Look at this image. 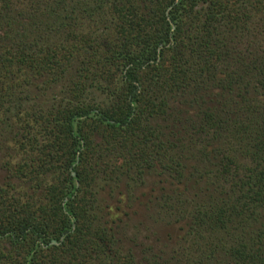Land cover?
Wrapping results in <instances>:
<instances>
[{"label":"trees","instance_id":"16d2710c","mask_svg":"<svg viewBox=\"0 0 264 264\" xmlns=\"http://www.w3.org/2000/svg\"><path fill=\"white\" fill-rule=\"evenodd\" d=\"M0 264H264V0H0Z\"/></svg>","mask_w":264,"mask_h":264},{"label":"rangeland","instance_id":"374dc122","mask_svg":"<svg viewBox=\"0 0 264 264\" xmlns=\"http://www.w3.org/2000/svg\"><path fill=\"white\" fill-rule=\"evenodd\" d=\"M149 181H147V185ZM142 190H144L145 192H147V188L145 187H140L139 192H141ZM138 192V193H139ZM138 193L136 192V196L138 195ZM135 196V198H136ZM118 197V196H117ZM119 198H122L121 196H119ZM138 201H140V199H138ZM142 201V198H141ZM111 203V208H112V216L114 217H118V216H122L123 220L126 221L127 224V230L125 231V233H129L131 234L132 232H134V226L138 225L139 222H146V217H144V208L142 206V204H140L139 202H136L134 205L131 204L130 206H125L124 203L119 204L118 202L115 201V199L110 200ZM120 205L122 211H115L113 208ZM133 205V206H132ZM123 212L128 213V217H125V215L123 214ZM149 222V221H148ZM157 229V227H156ZM157 230H159V236L161 238H166L169 234H171V230L165 226H161L159 227ZM153 229H150L148 231L143 230L141 231V238H145V236H154L153 235ZM156 237V236H154Z\"/></svg>","mask_w":264,"mask_h":264}]
</instances>
